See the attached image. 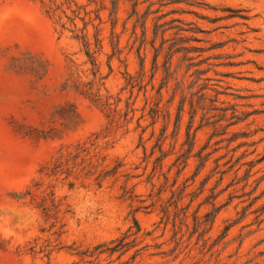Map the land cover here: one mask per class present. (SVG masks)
Masks as SVG:
<instances>
[{
	"label": "rangeland",
	"instance_id": "374dc122",
	"mask_svg": "<svg viewBox=\"0 0 264 264\" xmlns=\"http://www.w3.org/2000/svg\"><path fill=\"white\" fill-rule=\"evenodd\" d=\"M0 264H264V0H0Z\"/></svg>",
	"mask_w": 264,
	"mask_h": 264
}]
</instances>
